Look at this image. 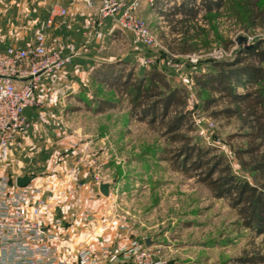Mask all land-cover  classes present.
Returning <instances> with one entry per match:
<instances>
[{
    "label": "rangeland",
    "instance_id": "rangeland-1",
    "mask_svg": "<svg viewBox=\"0 0 264 264\" xmlns=\"http://www.w3.org/2000/svg\"><path fill=\"white\" fill-rule=\"evenodd\" d=\"M147 2L153 0H142L135 14L145 22L154 38L153 45L138 43L129 30L114 27L115 32H111L114 34L109 36L98 53L105 60L102 62L104 67L99 70L101 66L94 62L93 67L96 69L90 67L89 72L94 71L97 76L94 79L87 77L86 85H80L84 90L80 96L85 103L79 102L82 107L77 109L75 116L81 123L77 122L75 126L63 124L57 128L47 125L44 126V132L49 135L51 129L54 130V135L51 134L53 140L56 132L64 136H77L76 143L69 142L67 146L59 145L56 149L59 157L57 161L61 162L60 157L67 159L66 169L71 176L70 180L67 178L68 189L65 191L74 198L87 199L90 193L77 175L80 163L71 156L74 158L72 160L70 153L86 140H91L94 144L90 152L94 154L93 166L96 156L97 162L101 163V156L107 165L104 173H99V182L107 181L113 185L107 195L114 199L112 209L120 210L125 219L129 216L126 219L129 225L138 226L139 235L151 240L150 245L158 251L165 264H238L237 257L264 245V235H255L245 228L236 210L230 207L225 198L212 197L208 189L195 178L186 177L172 170L166 161L158 160L161 148L166 143L158 125H150L147 119L141 120L130 115L124 96L120 95L116 87L102 81V77L110 79L114 73L120 75L131 67L136 76L142 69L163 72L172 86L186 93L185 110L190 112L193 120L189 134L201 145L223 154L236 174L253 182L251 174L241 169L232 153L235 147L245 144V139L238 135L241 133L238 119L213 118L202 110L201 98L197 95L192 76L206 70L207 63L231 60L238 52L264 40V30H243L223 8L211 22L212 28L206 34H200L201 47L194 53L195 56L173 55L176 44L171 38L167 43L161 33L164 30L159 27L162 23H155L161 19L145 17L140 11L148 8ZM197 2L199 0L196 5ZM199 24L203 26L202 21ZM159 33L163 38L161 41ZM240 36L244 40L238 43L237 38ZM225 40L232 42L227 49L223 46ZM236 90L243 92L244 88L238 86ZM76 101L69 104L74 105ZM74 129H78L77 132H73ZM79 132L86 135H78ZM68 151L69 154H66ZM15 158L13 156L12 163L10 158L0 159V176L11 178L17 170L20 171L21 167L17 166ZM61 172L58 176L64 179L63 172L66 171ZM91 179L97 186L93 176ZM99 195L103 194L100 192ZM139 242L145 244L144 238Z\"/></svg>",
    "mask_w": 264,
    "mask_h": 264
},
{
    "label": "trees",
    "instance_id": "trees-1",
    "mask_svg": "<svg viewBox=\"0 0 264 264\" xmlns=\"http://www.w3.org/2000/svg\"><path fill=\"white\" fill-rule=\"evenodd\" d=\"M196 1L180 0L164 13L169 33L177 36L172 39L176 53H197L200 34L212 28L211 22L223 8L243 30H264V0H199L197 5ZM231 43L225 40L223 46L227 49ZM192 78L202 110L213 118L238 119V135L245 139V144L235 147L232 153L241 169L251 174L253 182L236 174L223 154L201 145L189 134L193 120L185 110L186 93L172 86L163 72L142 69L136 76L131 67L120 75L114 73L110 79L103 76L102 81L124 96L130 115L158 125L166 141L158 160L166 161L172 170L186 177L195 178L212 197L225 198L245 228L255 235H264V40L238 52L231 60L207 63L206 70ZM238 86L244 91L237 92ZM236 262L264 264V245L244 252Z\"/></svg>",
    "mask_w": 264,
    "mask_h": 264
},
{
    "label": "crops",
    "instance_id": "crops-1",
    "mask_svg": "<svg viewBox=\"0 0 264 264\" xmlns=\"http://www.w3.org/2000/svg\"><path fill=\"white\" fill-rule=\"evenodd\" d=\"M179 1L147 2L148 8L140 10L145 17L161 19V21L156 20L155 23H162L159 27L164 30L161 33L167 43L170 38L174 39L177 36L169 33L168 21L164 13ZM52 4L53 0H0V50L10 43L22 46L31 43L35 34L42 30L43 22ZM58 4L65 7L66 14L56 16L52 25L45 31L46 45L50 49H60L64 54L73 55L68 65L66 64L65 67L53 73L45 74L41 78L39 89L35 93V98L41 106L25 111L31 127L26 133L18 136L8 153L7 158H10L11 163L15 156L17 166L21 167L20 171L17 170L11 176L8 189L13 188L17 176L23 174L32 176L30 182L41 187L43 197L48 200L41 213L43 230L56 236L54 244L58 257L65 259L68 264H76V254L80 248L97 250L107 246L111 250H118L132 240L140 241L144 238L145 241L148 237L139 235L138 226L129 225L126 220L129 216L125 219V216L120 214V210L112 209L114 199L110 195H99V184H109L108 194L112 191L113 185L107 181L98 182L97 186L93 184L92 176L99 175V173L102 175L107 165L98 155L101 163L97 162L98 157L96 156L95 167L93 166L92 156L94 154L90 152L94 144L91 140H86V142L84 140V144H80L70 153V157L76 158L80 163L77 167V175L83 182V187L89 189L87 190L90 193L89 197L87 199L74 198L65 191L68 186L66 182L70 180L71 175L66 169L67 159L60 157L61 162L57 161L59 157L56 155V149L59 145L67 146L69 142L76 143L77 136L74 134L64 136L56 132L57 138L53 140L54 130L51 129L50 138L44 132V126L57 128L63 124L81 123L75 116V112L82 107L79 102L85 103L80 96L84 92L80 85H86L87 77L94 79L97 76L94 71L89 72V68L95 63L101 66L99 70L104 67L102 62L105 60L98 53L109 36L114 34L111 32H115L114 27L116 26L106 19L96 34L92 35L90 33L91 21L97 13L96 5L88 7L79 0H59ZM159 35L161 41L163 38L160 33ZM172 53L173 55H185ZM93 69L96 68L93 67ZM72 101H76V104H69ZM77 130L74 129L73 132ZM77 134L86 135L81 132ZM66 154H69V151ZM61 171H66L63 172L64 179L58 176V173H62Z\"/></svg>",
    "mask_w": 264,
    "mask_h": 264
},
{
    "label": "built area",
    "instance_id": "built-area-1",
    "mask_svg": "<svg viewBox=\"0 0 264 264\" xmlns=\"http://www.w3.org/2000/svg\"><path fill=\"white\" fill-rule=\"evenodd\" d=\"M59 0H53L42 30L25 46L10 43L0 50V159L6 160L18 136L26 133L31 122L25 111L41 104L35 93L43 75L70 63L73 54L46 45L45 31L56 16L66 14ZM88 7L97 6L90 33L95 35L109 19L118 28L129 30L135 41L146 46L154 38L135 11L142 0H79ZM150 1V0H147ZM194 55L195 54H187ZM98 183L99 175H93ZM14 183V179H13ZM10 178L0 176V264H68L57 255L56 236L43 230L41 213L47 205L42 188L28 184L8 189ZM76 264H165L153 245L132 240L118 250L107 246L91 250L80 248Z\"/></svg>",
    "mask_w": 264,
    "mask_h": 264
},
{
    "label": "water",
    "instance_id": "water-1",
    "mask_svg": "<svg viewBox=\"0 0 264 264\" xmlns=\"http://www.w3.org/2000/svg\"><path fill=\"white\" fill-rule=\"evenodd\" d=\"M243 40H244V38L241 37V36L237 38V42L238 43H240ZM31 179H32V176L31 175H28V174H23L22 176H17L15 178V185L17 187H22V186L28 184ZM108 187H109V184L108 183H101V184H99V191L103 195L107 196L108 195ZM144 243H145L146 246H148V245L151 244V240L149 238H146V240L144 241Z\"/></svg>",
    "mask_w": 264,
    "mask_h": 264
}]
</instances>
